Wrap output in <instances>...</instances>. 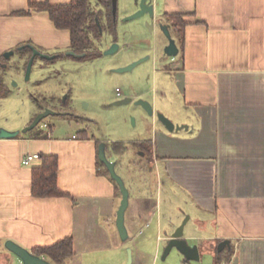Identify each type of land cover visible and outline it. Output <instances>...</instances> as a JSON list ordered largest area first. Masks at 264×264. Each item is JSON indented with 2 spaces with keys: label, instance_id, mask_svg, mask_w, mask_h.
<instances>
[{
  "label": "crops",
  "instance_id": "1",
  "mask_svg": "<svg viewBox=\"0 0 264 264\" xmlns=\"http://www.w3.org/2000/svg\"><path fill=\"white\" fill-rule=\"evenodd\" d=\"M44 1L0 0V58L29 43L41 53L70 57L69 32L56 29L46 13L13 14L26 10L29 2ZM100 5L106 17L107 9ZM172 15H180L185 26L181 38L170 29L178 53L163 54L169 60L160 73L162 81L169 78L182 113L167 107L166 81L161 108L153 112L187 129L168 132L152 117L150 167L158 186L129 201L128 240L122 242L115 227L120 194L99 172V140L86 132L83 137L46 134L44 139L20 133L0 138V264H20L5 248L6 241L30 251L64 238L72 239L73 254L62 264H126L127 248L131 264L163 263L167 216H162L157 196L168 184L194 203L184 231L192 219L200 233L188 230L184 238L196 242L199 256L215 258L217 244L227 240L224 264H264V0H156L153 23L169 27ZM33 154L38 159L23 165L22 159ZM41 155L57 157V186L69 196L31 195V171Z\"/></svg>",
  "mask_w": 264,
  "mask_h": 264
},
{
  "label": "rangeland",
  "instance_id": "2",
  "mask_svg": "<svg viewBox=\"0 0 264 264\" xmlns=\"http://www.w3.org/2000/svg\"><path fill=\"white\" fill-rule=\"evenodd\" d=\"M134 3L135 0H117L113 36L107 30V19L103 16L100 3L98 0H89L90 8L95 11L101 24L100 36L95 40V45L103 49L114 41L119 46L116 53H102L91 58L58 57L53 60L35 57L29 79L26 80L24 73L31 56L30 50L15 52L6 60L7 64H2V67L5 66L4 80L8 93L0 98V128L6 131L5 128L15 127L22 130L45 109L66 110L81 120L74 121L69 116L49 114L27 133L65 137L72 134L80 136L86 132L89 137L108 145L116 143L125 146L123 154L111 152L109 146L106 157L116 162L115 171L124 181L129 201L143 192L153 193L158 186L157 177H153L150 167L152 117L134 101L141 99L150 103L154 110L161 108L160 92L166 81L167 95L171 98L167 107L171 108L172 113H182L178 105L180 99L176 98L178 96L173 88L168 87L169 78L165 81L161 79L160 70L164 60H169L163 55L167 39L159 26L146 16L125 20L135 12H131ZM100 10L102 15L98 13ZM153 24L155 28L152 29ZM170 34L173 38L174 33L170 31ZM30 45L40 51L35 45ZM140 59L145 60L130 71H116L124 67L121 65ZM124 97L132 101L122 105L114 104ZM157 199L162 216H167L168 232L174 230L173 224L178 223V227L195 209L192 208L195 207L192 199L173 185L168 184L167 191L166 188H159ZM188 230L192 234L200 233L193 226L192 219L186 230L183 229V237ZM207 232H212L211 226L207 227ZM187 243L193 245L196 242L187 240ZM125 254L127 257L126 250ZM11 257L17 262L15 256ZM160 264H214V257L210 253L202 254L198 261L185 262L176 250H172Z\"/></svg>",
  "mask_w": 264,
  "mask_h": 264
},
{
  "label": "trees",
  "instance_id": "3",
  "mask_svg": "<svg viewBox=\"0 0 264 264\" xmlns=\"http://www.w3.org/2000/svg\"><path fill=\"white\" fill-rule=\"evenodd\" d=\"M107 9V30L113 36L115 35V19L111 14V0H99ZM32 12H44L48 15L53 26L58 30H67L69 32V48L75 56L79 58H91L101 54V50L95 47V40L99 39L101 32V24L99 17L94 10L90 8L89 0H69L64 4H51L48 0L44 2H29L26 10L14 12V15L27 16ZM185 23L181 20L180 15L170 16L169 33L172 28L178 37H182L183 28ZM172 32V31H171ZM173 32V33H174ZM171 35V34H170ZM30 45V43L28 44ZM26 45H23L22 49H15V52L23 53L28 51ZM31 54V51H30ZM84 55V57H80ZM61 56V54H55V58ZM6 63V60L0 58V98L6 96L8 93L4 69L2 64ZM8 65H6L7 67ZM85 132H82L80 137H83ZM34 138L44 139L46 134L33 133ZM101 142H97V146ZM105 145V154L108 147L113 153H122L125 151V146L112 143ZM142 144H140L141 146ZM39 166L33 167L31 171V195L35 198H51V197H67V193L62 192L57 186V171H58V159L55 155H41ZM98 166L101 173L109 176L105 166L97 159ZM115 185L117 193H119L118 187L115 182L110 178ZM33 255L43 256L44 259L52 264H62L66 258H69L73 254L72 239L64 238L53 245L48 247H37L30 250ZM228 260V256L225 250L215 254V264H224Z\"/></svg>",
  "mask_w": 264,
  "mask_h": 264
},
{
  "label": "water",
  "instance_id": "4",
  "mask_svg": "<svg viewBox=\"0 0 264 264\" xmlns=\"http://www.w3.org/2000/svg\"><path fill=\"white\" fill-rule=\"evenodd\" d=\"M155 3H156V0H139L138 2H136V6H137L136 11L132 13L131 15H129L128 17H126L125 20H133V19L147 16L149 19L154 21ZM116 5H117V0H111V14L114 19L116 15ZM158 26L167 39V45L164 47V53L169 57H175L178 53V48L175 45L174 40L171 38L168 26L162 25L161 23H158ZM22 48L23 47H19L18 49L20 50ZM27 48L31 51V56L25 68L24 76L26 80L29 79L32 63L35 57H40L46 60H53L55 58V55H47V54L41 53L40 51H38L31 45H27ZM118 48L119 46L116 43H112L109 46V48L103 52V54L111 55L113 53H116L118 51ZM12 55H13V51H7L3 53L2 57L3 59L7 60ZM66 55L75 56V54L71 51H68ZM80 57H84V55H80ZM143 60L145 59L134 61L124 67L116 69V71L117 72L130 71L132 68H134L137 64H139ZM131 101L132 100L130 98H125V99L116 101L114 104L122 105V104L130 103ZM134 104L140 105L145 110V112L148 114V116L150 117L155 116L156 119L165 127V129L168 132L178 131V130H181L182 128L187 129L186 125H176L171 120H169L167 117H165L162 113H159V112L154 113L153 107L147 101H143L139 99V100L134 101ZM49 114H54V112L48 109H45L43 112L37 114L35 118L33 119V121L29 125H27L25 128H23L21 131H6L0 128V138L12 139V138H15L17 135H19L20 133H23V134L27 133L28 131L35 128L38 125V123L42 119H44L46 116H48ZM97 158L105 166L110 178L115 182V184L118 187V190L120 193V201H119V205L116 211L115 227L118 232L120 240L122 242H125L129 238L127 228L125 226V212L129 204V192L124 184L123 179L115 171V163L113 161H110L106 157L104 143H100L97 146ZM188 218L189 217L186 216L185 219L181 222V224L178 227H176L170 234L167 233V231H163V235L165 236L167 243L162 248V252L160 256L161 261H165V259L167 258V256L172 250H176L183 257V260L185 262L198 261L200 259L199 250H198L197 245L195 244L189 245L187 243V240L183 237V229L188 221ZM5 248L9 252H11L13 255H15L20 260L21 264H52L46 259H43L42 257L33 255L29 250L17 245L16 243L12 241H6ZM224 248H229V241L223 240L219 242L216 246L217 253L221 252ZM126 252H127L126 264H131L132 262L131 249L127 248Z\"/></svg>",
  "mask_w": 264,
  "mask_h": 264
},
{
  "label": "flooded vegetation",
  "instance_id": "5",
  "mask_svg": "<svg viewBox=\"0 0 264 264\" xmlns=\"http://www.w3.org/2000/svg\"><path fill=\"white\" fill-rule=\"evenodd\" d=\"M75 58H79L77 56H73ZM5 67V66H3ZM54 112L55 115H62V116H69V117H72L74 118V121H79L81 120L80 118H78L76 115H74L73 113H71L70 111H66V110H52ZM43 112V111H42ZM167 243V240L165 239L164 242H163V246L162 248L164 247V245Z\"/></svg>",
  "mask_w": 264,
  "mask_h": 264
},
{
  "label": "built area",
  "instance_id": "6",
  "mask_svg": "<svg viewBox=\"0 0 264 264\" xmlns=\"http://www.w3.org/2000/svg\"><path fill=\"white\" fill-rule=\"evenodd\" d=\"M117 93L119 94V91H117ZM73 138H75V136H73ZM38 159V155L33 154V155H26L23 159H22V164L23 165H28L29 163H31L33 160Z\"/></svg>",
  "mask_w": 264,
  "mask_h": 264
}]
</instances>
